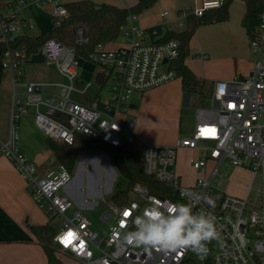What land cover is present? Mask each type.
Returning a JSON list of instances; mask_svg holds the SVG:
<instances>
[{"label": "built area", "instance_id": "1", "mask_svg": "<svg viewBox=\"0 0 264 264\" xmlns=\"http://www.w3.org/2000/svg\"><path fill=\"white\" fill-rule=\"evenodd\" d=\"M224 2L202 0L200 6L182 15L200 17ZM47 4L54 5L51 16L56 25L69 16L60 0H0V56L4 69L12 73L15 86L10 135L7 140H0V156L13 163L32 198L51 222L60 220L52 247L57 262L49 264H264V12L255 36L250 39L253 56L250 73L215 82L210 105L197 110L192 135L179 138L174 145H157L135 134L134 117L120 116L126 115L134 93L178 77L169 64L180 54L179 40L147 42V30L139 24L138 14H130L121 26L125 44L111 50L105 43H99L88 57L106 70L109 95L83 102L73 95H86L94 86L93 82L77 85L80 62L76 46L89 41L83 25L75 29L74 46L56 37L46 39L41 46L45 61L55 66L61 80L51 83L24 80L22 64L32 56L20 41L33 34L32 10ZM179 25L183 26V22ZM201 57L207 58L208 54ZM48 86L57 89L48 92ZM216 99L220 101L218 107L214 105ZM30 108L34 109L39 129L61 144H72L77 134L115 147L134 142L143 171L157 182L171 185L174 197L157 195L142 183L133 186L132 198L126 204L119 205L103 197L106 209L101 219L110 227L107 235L101 234L92 227L84 211L75 207L68 191L73 172L59 165L41 175L37 165L23 152L19 121ZM181 148L199 152L189 159L199 172L193 185H185L175 167ZM209 162L214 163L211 169ZM226 162L247 168L258 178L254 198L251 194L228 195L222 187L223 180L215 185ZM157 201L164 206L192 204L194 212H211L217 218L219 239L208 242L207 253L199 255L192 249L158 251L125 243L123 235L134 230L135 216ZM94 202L100 204L98 200ZM70 209L73 212L68 215ZM125 212L129 215L125 216Z\"/></svg>", "mask_w": 264, "mask_h": 264}, {"label": "crops", "instance_id": "2", "mask_svg": "<svg viewBox=\"0 0 264 264\" xmlns=\"http://www.w3.org/2000/svg\"><path fill=\"white\" fill-rule=\"evenodd\" d=\"M71 1L76 0H60L63 4ZM92 1L96 5L108 3L119 7H132L138 0ZM201 2L202 0H158L153 6L139 13V24L147 30L146 41L160 42L168 31L183 30L186 27L187 17L183 16L182 13L200 6ZM245 11L244 1L234 0L229 8L228 20L203 24L195 31L189 43V55L186 58V63L198 77L215 83L250 73L253 56L249 35L242 24ZM164 12H168V15L164 16ZM181 21L183 26L179 25ZM124 44L125 40L122 34L115 40L105 43L106 47L111 50L118 49ZM202 54H208V57L202 58ZM78 58L80 64L84 59L90 60L79 55ZM47 65L51 64L47 63ZM61 79L62 77L58 73L51 76L45 75L43 79L39 80H26L24 75V80L27 82L51 83ZM90 82H93L98 89L93 97H90L89 92L86 95L77 94L81 100L86 102H90L96 97H103V88L109 83L106 70L100 67L94 75V80ZM79 83H82L81 79ZM14 88L13 75L4 69L0 56V140L3 141L7 140L10 135ZM52 88L48 86L46 91H52ZM107 90L110 93L109 85ZM137 93L134 94L131 102L129 100L126 115L120 117L122 119L126 116L134 117L135 126H137L138 117L148 123L156 120L166 121L170 124L174 122L172 130L175 135L167 139L164 137L156 138L151 134V131H148V127H145L147 124H143L144 121H141L139 127L137 126V130L149 143L157 145L175 144L179 139L176 137L177 126L183 113L182 101L185 92L182 87V79L176 77L158 87L141 92V95H136ZM193 98L195 96L192 97V100ZM136 102L139 104V108H136ZM19 131L21 148L26 156L37 166L43 169L49 168L56 160L55 155L47 144L46 135L37 126L33 112L21 116ZM181 151L183 154L192 151L190 157L199 155V152L194 149L181 148ZM79 158L77 172L68 187V191L74 199L75 207L81 208L85 213L97 206L94 200H89L88 197L102 196V188L98 185L102 183L101 174L104 168L105 176L108 173L107 168L103 167V162H109V169L113 170L115 174L117 169L114 170L111 166L110 158L106 152L104 154L103 152L87 151L81 153ZM227 163L230 164L229 162L225 164ZM213 164V162H209L210 169ZM231 166V172L229 175L226 174V180H224L223 174L220 176V181L223 180V188L229 187L237 196L244 197L252 194L251 187L254 186L257 177L247 168ZM176 170L181 176L182 172L178 168V164ZM95 171L98 172V179L86 184L83 181L84 173L89 172L91 174ZM194 171L198 173L196 175L198 176L199 172L195 169ZM196 178L186 181L184 184L193 185ZM106 186L105 183L104 187ZM84 187L86 191H83ZM47 223H51L48 214L32 198L23 176L7 157L0 156V264H49L47 253L32 230V227Z\"/></svg>", "mask_w": 264, "mask_h": 264}, {"label": "trees", "instance_id": "3", "mask_svg": "<svg viewBox=\"0 0 264 264\" xmlns=\"http://www.w3.org/2000/svg\"><path fill=\"white\" fill-rule=\"evenodd\" d=\"M158 0H138L132 7H119L116 5L103 3L96 5L92 0H76L64 3L69 12L60 25H56L54 20L51 27L40 34H31L23 37L21 44L27 46L28 54L33 55L41 50L44 41L50 37H56L69 46H74L75 29L79 25L85 26L89 41L76 46L77 55L89 57L91 52L99 43H106L118 38L121 34V26L126 22L132 13H141L153 6ZM234 0H225L219 8L208 9L200 17L189 14L186 20V27L183 30H170L162 41L175 38L180 42V54L169 64L174 69L177 76L182 79L184 92H190L196 99H206L210 101L213 93V84L207 79L198 77L187 65L186 58L189 55V43L199 26L229 18V8ZM246 5V11L242 19V24L249 35V41L255 36L264 12V0H242ZM47 144L53 150L56 161L59 165H64L70 172L83 152L106 151L110 154L111 160L116 167L119 179L114 187L112 201L119 205L128 203L131 198V190L136 183L150 186L153 193L161 196L174 197L171 192V185L159 183L151 176L147 175L142 168L139 155L133 146L125 142L120 147L109 145L105 142H93L81 134H77L72 144H61L47 138ZM33 232L42 243L49 262L56 263L57 259L53 250V238L56 234V227L51 223L32 227Z\"/></svg>", "mask_w": 264, "mask_h": 264}, {"label": "rangeland", "instance_id": "4", "mask_svg": "<svg viewBox=\"0 0 264 264\" xmlns=\"http://www.w3.org/2000/svg\"><path fill=\"white\" fill-rule=\"evenodd\" d=\"M54 10V5L53 4H47L42 6L41 8H34L32 10V13L34 15V20H35V27L31 30V32L33 34H40L41 32H45L47 31L52 23H53V17L51 16V13ZM100 68L99 65H96L94 62L84 59L83 61H81L80 67H79V82L80 79L82 80V83H87L90 81L94 80V75L96 73V71ZM22 71L24 72L25 78L26 80L28 79H43L44 76H51L52 74H57V71L55 69L54 65H47V62H43V63H31L29 61H24L22 64ZM77 85H81L80 83H77ZM108 85H105L103 88V97H107L109 95V91L108 89ZM19 90H21L20 88H18ZM52 89H57V88H52ZM97 88L94 86L91 88V90L89 91L90 93V97H93L95 95V93L97 92ZM135 94V93H134ZM134 94L132 95L130 102L134 96ZM136 95H141V92H138ZM74 98L81 100L77 94L73 95ZM83 102H86L85 100H81ZM136 101H138L136 99ZM210 105V101H207L206 99H196L193 98V100H191V104L188 107L183 106V113L181 115V119L179 121L178 124V130H177V138H181V137H185V136H190L192 135V132L194 131V126H195V121H196V116H197V110L200 107H207ZM135 107V106H134ZM136 108H139V104H137L136 102ZM34 111L33 108H30L29 113H32ZM34 114V112H33ZM141 121H144V123L147 124L148 127V131H151V134H153L156 138L158 137H164L165 139L170 138L171 136L175 135L172 128L174 127V122H171V124L169 122L166 121H160V120H156L153 121L152 123H148L146 122V120L141 119V117L137 118V126L139 127ZM176 125V124H175ZM137 126H135L134 132L135 134L140 137L143 138L140 134L139 131L137 130ZM138 139V138H136ZM144 139V138H143ZM176 143V142H175ZM153 144V143H152ZM131 145L134 147L135 143L132 142ZM174 145V144H173ZM138 151V150H137ZM97 153H104L106 151H96ZM195 153V152H194ZM193 153V154H194ZM86 154V153H85ZM106 154L108 155V157L110 158L111 161V166L114 168V170H116V167L114 166L112 160H111V156L109 153L106 152ZM192 154V151L187 152V153H182L181 149H178L177 152V163H176V168H177V164H178V168H180L182 174H181V179L182 182L185 183L186 181L192 180L193 178L197 177L196 175L198 174L196 171H194V168L192 167L191 163L189 162V155ZM196 154V153H195ZM198 155V154H197ZM140 159V158H139ZM56 160H54V163H52V165L47 168V169H43L40 166H37L38 168V172L41 175H45L47 174V172L51 169H57L59 167L58 162H55ZM80 158L76 163V166L73 169V176L76 174L77 172V167L79 164ZM141 162V161H140ZM86 163V162H85ZM232 165V164H231ZM230 164H225L222 169L220 170V174L224 177V180H226V174L231 172V166ZM103 167L107 168V174L105 176V168L102 171L101 174V178H102V183H100L98 185V187L102 188V196H93V197H88L89 200H98L100 202V204L98 206H96L94 209H92L91 211L85 212V215L91 220L92 222V227L99 231L101 234L107 235L108 231H109V227L110 224L107 222H104L101 219V215L104 212V210L106 209V205L103 202L102 198H106L111 200L112 194L114 192V187L115 184L117 183L118 179H119V174L118 171L116 172V174L114 173V171L111 169H109V162H103ZM90 171V170H89ZM227 171V172H226ZM226 172V173H224ZM98 179V172H92L91 174L89 172H85L84 173V177H83V181L87 184V182H94ZM221 179L220 175L217 176L216 178V182L215 185H217V181H219ZM107 184L106 187H104V184ZM259 184V180L258 178L255 180L254 182V186H253V192L251 194L252 198H254L256 196V189L258 188ZM231 186V185H230ZM222 187H224V184L222 185ZM85 187H84V190ZM225 191L228 195H233V196H237L232 189L230 190L229 187H225ZM72 209H70L68 211V215L72 214ZM52 225H54L55 227H60V220H55L51 222ZM53 245V242H52Z\"/></svg>", "mask_w": 264, "mask_h": 264}, {"label": "clouds", "instance_id": "5", "mask_svg": "<svg viewBox=\"0 0 264 264\" xmlns=\"http://www.w3.org/2000/svg\"><path fill=\"white\" fill-rule=\"evenodd\" d=\"M132 223L134 230L124 233V242L158 251L192 249L198 255L205 254L207 243L220 237L217 218L211 212H194L192 204L164 206L157 201L135 216ZM123 224L122 221L121 227Z\"/></svg>", "mask_w": 264, "mask_h": 264}, {"label": "water", "instance_id": "6", "mask_svg": "<svg viewBox=\"0 0 264 264\" xmlns=\"http://www.w3.org/2000/svg\"><path fill=\"white\" fill-rule=\"evenodd\" d=\"M28 61L31 63H43V62H45V56L43 55L42 51H39L38 53L33 54L32 57ZM165 62H167V60H165ZM98 78L100 80L99 76H98ZM194 96L195 95L193 93L185 92L183 94V101H182L183 106H185V107L190 106L192 97H194ZM214 105L218 107L220 105V101L217 99L214 100ZM92 141L93 142H100L99 139H93Z\"/></svg>", "mask_w": 264, "mask_h": 264}, {"label": "snow or ice", "instance_id": "7", "mask_svg": "<svg viewBox=\"0 0 264 264\" xmlns=\"http://www.w3.org/2000/svg\"><path fill=\"white\" fill-rule=\"evenodd\" d=\"M124 215H125V216H128V215H129V213H128V212H125V213H124ZM69 235H71V234H69Z\"/></svg>", "mask_w": 264, "mask_h": 264}]
</instances>
